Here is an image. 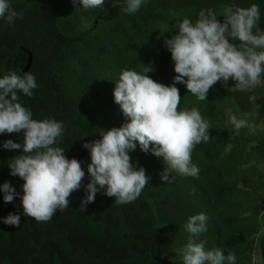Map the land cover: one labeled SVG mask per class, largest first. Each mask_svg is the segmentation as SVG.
<instances>
[{"label": "trees", "instance_id": "obj_1", "mask_svg": "<svg viewBox=\"0 0 264 264\" xmlns=\"http://www.w3.org/2000/svg\"><path fill=\"white\" fill-rule=\"evenodd\" d=\"M117 2L105 0L102 7L86 9L72 0H9L19 16L0 18V78L11 72L36 77L33 96L20 94V103L33 119L62 122L56 146L85 171L69 207L50 221L37 222L23 213L24 181L9 175L8 161L22 149L2 147L9 139L22 144L23 133L0 134V185L8 181L18 193L5 203L0 192V264H183L182 251L190 240L205 241L206 250L221 249L225 256L234 253L235 264H264V73L251 91H240L231 80L218 81L204 101L175 84L179 109L196 107L212 125L210 139L193 150L197 178L172 171L171 183L162 181L160 174L168 167L163 158L141 152L137 144L128 153L131 163L150 177L141 195L117 204L101 190L81 208L90 163L83 144L100 139V130L128 122L113 97L122 71L141 72L142 65H151L154 71L146 75L172 85L174 61L164 40L177 34L183 19L195 23L201 10H212L223 22L226 7L256 4L264 33V0H144L134 14L113 6ZM235 109L258 126L254 134L248 128L231 129ZM9 213L20 215L19 227L3 223ZM199 213L208 217L207 231L193 238L186 224Z\"/></svg>", "mask_w": 264, "mask_h": 264}, {"label": "clouds", "instance_id": "obj_2", "mask_svg": "<svg viewBox=\"0 0 264 264\" xmlns=\"http://www.w3.org/2000/svg\"><path fill=\"white\" fill-rule=\"evenodd\" d=\"M72 2L92 9L102 7L105 0ZM143 3L144 0H123L121 4L118 0L113 6L134 14ZM6 13L19 16L9 0H0V18ZM217 17L212 10H201L195 23L183 19L177 34L164 40L174 61L176 75L172 85L165 86L146 75L154 71L151 65H142L141 72L122 71L113 97L128 122L119 128L100 130V139L83 144L89 150L90 163L82 209L93 203L101 190L115 198L117 204L132 203L141 195L150 177L144 168H134L131 163L128 153L137 144L141 152L163 158L168 167L160 174L162 181L171 183L172 171L193 178L199 176L200 169L192 162L193 150L210 139L212 125L196 107L179 109L181 95L175 84H184L188 93L204 101L218 81L231 80L240 91H251L260 85L264 73V33L258 28L259 6L231 5L224 10L223 22ZM229 37L239 41V46L231 43ZM37 87L36 77L30 72L23 75L11 72L0 78V134L23 133L22 144L11 139L2 144L4 149H22L23 153L8 161L9 175L24 181L20 196L24 215L47 222L58 210L69 207V197L80 189L85 171L80 161L65 156V148L56 146L64 132L62 122L33 119L32 112L20 103V94L32 97ZM230 121L236 131L248 128L254 134L258 127L235 115ZM0 192L5 203H12L18 195L8 181L0 185ZM20 219V215L9 213L3 223L19 227ZM207 220L204 213L193 215L186 230L193 238L199 237L207 231ZM205 243L190 240L184 249L183 264H235L234 253L225 256L221 249L206 250Z\"/></svg>", "mask_w": 264, "mask_h": 264}, {"label": "rangeland", "instance_id": "obj_3", "mask_svg": "<svg viewBox=\"0 0 264 264\" xmlns=\"http://www.w3.org/2000/svg\"><path fill=\"white\" fill-rule=\"evenodd\" d=\"M260 84H261V83H260ZM261 85H262V86H261V87H262V90L264 91V84L262 83ZM230 114H231V113L228 114V117H230ZM234 114H235V116H236L238 119H241V117H239L240 115H238V111H237L236 109L234 110ZM232 115H233V114H231V116H232ZM254 115H255V114H252V119H255L256 115H255V117H254ZM248 118H249V117H248ZM230 122H231V121H230ZM230 125H231V129H232V130H235L234 125H232V123H231ZM260 129H262V127H260ZM182 252L184 253V250H183Z\"/></svg>", "mask_w": 264, "mask_h": 264}]
</instances>
